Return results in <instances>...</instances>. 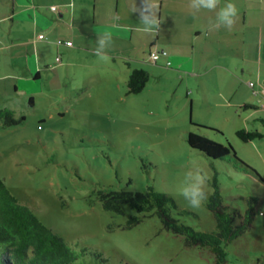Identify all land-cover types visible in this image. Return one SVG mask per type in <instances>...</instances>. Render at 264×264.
<instances>
[{"label":"rangeland","instance_id":"374dc122","mask_svg":"<svg viewBox=\"0 0 264 264\" xmlns=\"http://www.w3.org/2000/svg\"><path fill=\"white\" fill-rule=\"evenodd\" d=\"M83 55L86 65L90 55ZM71 69L75 85L92 72L87 66ZM65 82L62 88L46 79L37 82L32 91L36 99L7 104L15 109V117L25 120L4 127L0 119V176L20 203L32 207L81 254L73 264H214L208 248L186 246L156 214L127 227L138 213L128 204L122 205L123 213L105 209L99 190L144 192L152 186L192 213L180 215L174 209L182 222L197 230H215L207 205L215 184L223 202L241 212L248 198H257L253 226L226 247V264H264V137L241 140L232 121L221 115L225 106L195 100L192 108L187 89L166 78H150L137 94L123 87L95 88V79L82 81V90L70 91ZM3 105L0 99V109ZM254 112L258 120L251 130L264 132V110ZM189 132L230 142L258 175L190 147ZM198 170L208 177L207 199L193 208L178 190L186 173Z\"/></svg>","mask_w":264,"mask_h":264},{"label":"crops","instance_id":"0c3cea01","mask_svg":"<svg viewBox=\"0 0 264 264\" xmlns=\"http://www.w3.org/2000/svg\"><path fill=\"white\" fill-rule=\"evenodd\" d=\"M227 3L236 5V21L215 27ZM141 17L155 23L146 30ZM106 32L112 37L104 49L108 62L96 54ZM59 39L72 45H59ZM154 50L167 53L152 63ZM84 53L90 55L86 65ZM72 66L93 73L75 85ZM135 69L183 85L192 108L195 100L225 106L221 115L235 131L251 129L260 108L243 106L264 103V0H219L215 11H196L192 0H0L1 109L15 111L7 106L13 99H36L34 85L45 79L61 88L66 80L70 91L93 79L95 88L127 90Z\"/></svg>","mask_w":264,"mask_h":264},{"label":"trees","instance_id":"16d2710c","mask_svg":"<svg viewBox=\"0 0 264 264\" xmlns=\"http://www.w3.org/2000/svg\"><path fill=\"white\" fill-rule=\"evenodd\" d=\"M169 63L171 64L168 62V65ZM149 78L148 71L133 70L128 81V93L141 92ZM254 85L251 86L253 92ZM243 107L262 109L261 106L251 104H245ZM0 119L4 127H11L22 123L25 116L17 118L14 110L4 108L0 109ZM261 120L264 121V118ZM196 125L205 127L201 124ZM208 128L218 130L215 127ZM236 134L245 142L264 137V132L257 129L242 128L238 129ZM187 142L190 147L211 159L233 162L235 166L240 164L246 172L258 175L256 170L237 156L230 142L226 145L195 132L188 133ZM99 197L107 210L123 213L122 205L128 204L138 213L129 218L127 227H133L142 222L144 217L156 214L163 227L181 236L186 246L208 248L214 256V264H226V247L253 226L255 203L257 202L256 197L248 198V207L241 212L240 209L223 202L220 187L215 184L207 205L215 217L216 228L215 230H197L173 214L174 209H177L180 215L192 214L190 211L179 209L170 195L158 192L152 186L144 192L125 189L99 190ZM87 249L86 247L83 250ZM95 255L101 257L100 253H95ZM80 256L81 254L77 253L61 235L54 232L40 219L32 207L20 203L4 178L0 176V264H73Z\"/></svg>","mask_w":264,"mask_h":264},{"label":"clouds","instance_id":"9594fccd","mask_svg":"<svg viewBox=\"0 0 264 264\" xmlns=\"http://www.w3.org/2000/svg\"><path fill=\"white\" fill-rule=\"evenodd\" d=\"M218 4L219 0H192V7L196 11H200L201 9L215 11ZM237 15L238 10L234 3L225 4L222 8H220L216 15L215 27L223 25L227 28H231L236 21ZM141 19L145 24L146 30L150 29L155 23L154 21L145 19L144 17H141ZM111 39V34L107 32L98 38V48L96 49V54L99 56L101 61L108 62L111 59V57L106 55L104 52V49L111 42ZM207 179L208 177L206 173H203L201 170L186 173L183 186H181L178 191L179 194L183 196L186 201H188L191 207L199 208L207 199L205 190Z\"/></svg>","mask_w":264,"mask_h":264},{"label":"built area","instance_id":"2783aa9c","mask_svg":"<svg viewBox=\"0 0 264 264\" xmlns=\"http://www.w3.org/2000/svg\"><path fill=\"white\" fill-rule=\"evenodd\" d=\"M52 9L55 10L56 7L53 6ZM39 37H40V38H44V35H40ZM57 43H58V44H65V45H68V46H71V45H72V41H63V40H61V39L57 40ZM161 54H166V52L163 51V52L161 53V52L155 50V51H153V52L150 53V55H149V60H150L151 62L155 63V62L160 58V55H161ZM169 64H170V63H169ZM249 85H250V86H253L254 83H253V82H249ZM253 93H254V94H258L259 92L256 91V90H254ZM260 94H261V95H264V89H262V90L260 91ZM260 106H261V108L264 110V103L260 104Z\"/></svg>","mask_w":264,"mask_h":264}]
</instances>
